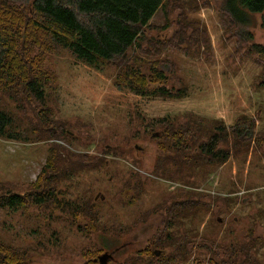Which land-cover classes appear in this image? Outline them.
<instances>
[{
  "label": "rangeland",
  "instance_id": "1",
  "mask_svg": "<svg viewBox=\"0 0 264 264\" xmlns=\"http://www.w3.org/2000/svg\"><path fill=\"white\" fill-rule=\"evenodd\" d=\"M184 1L148 30L181 96L137 94L114 62L58 44L31 53L42 102L0 78V198L26 197L0 205V242L18 264H95L118 246L107 264H264V58L252 49L264 26L260 13L236 23L222 0ZM212 135L225 159L202 149ZM45 185L56 202L26 196Z\"/></svg>",
  "mask_w": 264,
  "mask_h": 264
},
{
  "label": "trees",
  "instance_id": "2",
  "mask_svg": "<svg viewBox=\"0 0 264 264\" xmlns=\"http://www.w3.org/2000/svg\"><path fill=\"white\" fill-rule=\"evenodd\" d=\"M183 2L0 0V78L21 86L22 92L42 102L44 83L36 60L33 59L36 56L31 53L41 43L47 46L58 44L91 66L101 68L114 62L117 65V85L125 86L137 94L181 96L185 92L166 85V65L162 66L158 59H151L157 53L160 41L148 35V30L151 18L159 9H165L171 3L181 7ZM221 9L240 25L249 22L250 13H260L261 24L264 26V0H222ZM245 35L250 33L247 31ZM252 49L264 58V43H253ZM10 120V116L0 110V133L5 131ZM237 124L231 128L235 135L239 131ZM214 138V135L210 136V141L205 142L202 149L212 157L225 159L228 152L215 149ZM160 170L165 172L166 168ZM26 196L33 197V202L37 204L48 200L56 202L54 192L46 185ZM25 199L24 194H6L0 198V205L16 206L25 203ZM177 214L180 215L179 210L164 221L165 229L160 234L166 233V239L171 238L167 228L172 225ZM20 258V253L0 242V264H18ZM92 262L97 264V261Z\"/></svg>",
  "mask_w": 264,
  "mask_h": 264
},
{
  "label": "water",
  "instance_id": "3",
  "mask_svg": "<svg viewBox=\"0 0 264 264\" xmlns=\"http://www.w3.org/2000/svg\"><path fill=\"white\" fill-rule=\"evenodd\" d=\"M154 253L158 254L157 251H154ZM112 258H113V252L104 251L100 253L99 255H97L96 260L100 264H107L109 259H112Z\"/></svg>",
  "mask_w": 264,
  "mask_h": 264
},
{
  "label": "flooded vegetation",
  "instance_id": "4",
  "mask_svg": "<svg viewBox=\"0 0 264 264\" xmlns=\"http://www.w3.org/2000/svg\"><path fill=\"white\" fill-rule=\"evenodd\" d=\"M113 252V254L115 253V251H112Z\"/></svg>",
  "mask_w": 264,
  "mask_h": 264
}]
</instances>
